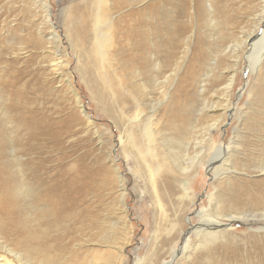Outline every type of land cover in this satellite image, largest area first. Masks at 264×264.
I'll use <instances>...</instances> for the list:
<instances>
[{"label": "bare ground", "instance_id": "obj_1", "mask_svg": "<svg viewBox=\"0 0 264 264\" xmlns=\"http://www.w3.org/2000/svg\"><path fill=\"white\" fill-rule=\"evenodd\" d=\"M246 1L80 0L76 17L69 18L70 24L76 21L83 29L91 22L100 65L106 62L104 48L116 56L117 60L113 59L115 68L111 69L115 94L124 86L127 68L121 64L128 63L141 67L143 76L151 81L154 79L159 95L165 96L166 84L177 77L176 55L181 51L184 58L190 50L193 25H208L210 29L220 31L210 52L213 57L207 72L200 76L198 72L206 54L202 40L197 39L190 63L169 93L156 122L160 124L159 131L166 130L174 136L176 149H167L166 154L155 153L154 156L155 136H159L152 129V119L156 115L154 105L150 107L151 116L140 129L142 140L146 142L143 151L131 141L145 171L143 174L142 167L138 168L136 176L151 185L154 204L159 216L164 218L156 232L164 231L166 235L161 238V245L173 248L171 260L178 258V264H196L194 260L201 257L207 259L205 264H250L249 258L257 260L254 264H264V140L259 144L251 143L248 136L236 129L228 144L215 146L212 143L216 128L231 114V92L241 63H246L247 73L254 76V83L264 91V30L260 32L264 25V0H258L250 27L241 29L237 38L232 36L233 29L238 26L232 22L228 11L235 4L242 5ZM151 55L159 61L157 66ZM218 70L220 76H215ZM196 78H199V93L203 95L211 90L212 94L220 92L221 96L220 113L211 112L206 121L201 113L209 112V103L204 99L200 108L191 103L189 87ZM8 80L0 83V115L8 119L7 115L12 114L13 121L27 129V137L16 140L17 153L38 154L41 145L33 142L46 135L42 132L41 121L31 119L34 116L26 106L28 98L15 89L20 79ZM162 103L156 101V105ZM214 108L211 105V109ZM194 112L198 113L196 118H193ZM245 117L246 113H242V120ZM140 119L136 102L131 124L140 123ZM4 125V119L0 118V231L12 237L15 245L24 247L31 258L41 264H54L59 254L68 250L69 246L63 240L66 234L90 233L97 226L95 193L98 188L94 172L92 169L74 175L64 169L50 172L39 157L17 166L15 161L7 160L12 147L9 142L14 144L15 141L11 136L5 138ZM196 129L198 132L191 134ZM246 130L248 134L252 131L248 126ZM128 135L131 139L130 131ZM258 136L264 137L258 132L252 135ZM200 164L205 165L212 180V190L208 195V207L199 208L191 219L187 213L193 200L190 180L192 174L198 173ZM120 190L122 201L123 187L120 186ZM166 195L171 202L172 219H167L164 209ZM98 203L102 205L101 199ZM26 215H31L32 219L28 226ZM183 216L187 218L189 228L181 224ZM166 222L168 226H165ZM233 223H241L246 228L245 235L257 239L245 255L240 253V243L244 240L237 236ZM75 240L76 237L72 239ZM178 241H181L179 247L174 250ZM117 252L120 254L121 250L117 249ZM108 258L109 261L111 257ZM0 264L12 263L0 255Z\"/></svg>", "mask_w": 264, "mask_h": 264}, {"label": "rangeland", "instance_id": "obj_2", "mask_svg": "<svg viewBox=\"0 0 264 264\" xmlns=\"http://www.w3.org/2000/svg\"><path fill=\"white\" fill-rule=\"evenodd\" d=\"M79 3L80 0H0V83L7 82V78L20 79L15 89L28 98L26 106L34 116L31 119L40 120L42 132L46 134L33 142L34 145H41L40 153L33 152L29 156L17 153L16 140L25 139L27 129L14 122L12 114L7 115L8 119L1 114L0 118L5 122L2 126L6 131L5 138L11 136L15 141L13 144L7 140L12 145L7 160L15 161L20 166L25 165L28 159L39 157L50 172L58 169H64L72 175L81 174L86 169L94 172L98 188L95 193L97 226L90 233L66 234L63 240L69 246L68 250L59 254L54 264H176L178 258L173 261L170 256L173 248L161 245V238L166 234L162 229L160 233L156 232L164 218L159 216V210L154 204L151 185L137 178L138 168L142 167L140 169L143 174L145 171L142 162L137 159L136 149L131 147V141L143 151L146 142L142 140L140 129L151 116L150 107L154 105L156 115L152 119V129L159 134L155 136L154 156L155 153L166 154L167 149H176L174 136L169 131H159L160 124L156 122L169 99V93L190 63L197 39L202 40L206 54L201 71L198 72L200 76L207 72L209 60L213 57L210 52L212 46L216 45L214 42L220 31L217 28L210 29L208 25H193L190 50L184 58L182 52L178 51L175 57L177 77L166 84L165 96L159 95L154 79L151 81L143 76L141 67L128 63L121 64L127 71L124 86L116 91V95L112 84L114 75L111 72L115 68L116 56L104 48L106 62L100 65L97 55L99 49L91 22L84 29L76 21L69 23V18L73 15L76 17ZM257 9L258 0H247L242 5L235 4L228 11L232 22L238 26L233 29L234 38L238 37L241 29L250 27L251 17ZM263 30L264 25L260 32ZM151 58L157 66L159 61L154 55ZM227 61L231 62L232 59ZM245 67L246 63H241L232 88L231 114L214 132L212 143L215 146L228 144L236 129L248 136L251 143L254 141L259 144L264 140L263 136L252 137L254 132L264 135V91H260L254 83V76L247 73ZM215 74L220 76V70ZM198 79L189 87L191 103H195L198 108L204 99L209 103V112L201 113L206 121L211 112L220 113L221 96L220 92L212 94L211 90L203 95L199 93ZM156 101L163 103L159 106ZM136 102L141 119L140 123L131 124ZM211 105L216 108L211 109ZM242 113H246L244 120ZM197 115L194 112L193 118ZM246 126L252 129L249 134ZM198 130L191 134L195 135ZM128 131L131 132V139ZM213 145L210 142V146ZM191 176L190 197L193 200L187 213L192 219L193 213L199 208L208 207L212 180L204 164H200L198 173ZM120 186L124 189L122 201ZM98 199H101L102 205ZM163 204L167 219H172L171 202L167 195ZM185 208L187 206L183 207L184 212ZM26 219L28 226L32 220L31 215H26ZM182 220L181 224L189 228L187 218L183 216ZM168 224L166 222L165 226ZM233 228L237 236L244 240L240 243V253L245 255L257 239L245 235L246 228L241 223H233ZM74 237L75 242L72 241ZM180 242L175 244L174 250L178 249ZM24 249L15 245L12 237L0 231L2 257L12 264H41ZM117 249L121 250L120 254ZM108 257H111L109 261ZM206 260L201 257L194 261L196 264H205ZM247 262L254 264L257 260L249 258Z\"/></svg>", "mask_w": 264, "mask_h": 264}]
</instances>
